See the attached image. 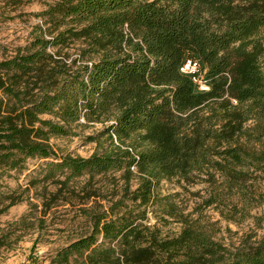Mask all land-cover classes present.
<instances>
[{
	"label": "trees",
	"instance_id": "trees-1",
	"mask_svg": "<svg viewBox=\"0 0 264 264\" xmlns=\"http://www.w3.org/2000/svg\"><path fill=\"white\" fill-rule=\"evenodd\" d=\"M38 15L32 41L0 61V178L39 158L61 186L53 197L73 199L87 176L123 181L50 264H264V234L226 243L203 214L240 224L264 207V0H59ZM188 62L196 72L182 71ZM82 120L102 124L92 141L109 145L60 155L51 140ZM200 176L197 217L158 192ZM4 200L0 215L15 205ZM155 206L178 234L145 223Z\"/></svg>",
	"mask_w": 264,
	"mask_h": 264
},
{
	"label": "rangeland",
	"instance_id": "rangeland-1",
	"mask_svg": "<svg viewBox=\"0 0 264 264\" xmlns=\"http://www.w3.org/2000/svg\"><path fill=\"white\" fill-rule=\"evenodd\" d=\"M57 1L0 0V61L32 41L36 27L42 24L38 14ZM103 129L102 124L82 120L74 126L73 134L55 137L51 143L60 155L88 158L102 153L104 146L109 145L106 138L92 141ZM48 162L28 159L22 170L10 171L0 178V195L5 197L1 207L15 202L0 215V264H50L58 251L89 233V210L107 209L118 198L116 193L123 184L121 173L100 175L90 182L89 176L81 178L73 199L66 189L53 197L61 186L44 179ZM204 178H194L191 183L179 179L163 181L158 192L161 197L171 196L185 215L194 218L198 216L195 209L208 197L209 184ZM152 211L145 221L147 225L161 229L163 235L181 231L182 224L162 221L158 206ZM203 214L219 221L217 239L226 243L237 242L247 233L254 232L258 237L264 234V222L262 228L256 224V218L264 219V207L252 211L254 218L240 224L225 220L213 207L204 209Z\"/></svg>",
	"mask_w": 264,
	"mask_h": 264
},
{
	"label": "built area",
	"instance_id": "built-area-1",
	"mask_svg": "<svg viewBox=\"0 0 264 264\" xmlns=\"http://www.w3.org/2000/svg\"><path fill=\"white\" fill-rule=\"evenodd\" d=\"M196 70H197L196 64L192 65L191 62H188L187 65H185L182 68V71L185 73H191V72L193 73L196 72ZM200 85H201L200 87L201 90H208V87L204 83L200 82Z\"/></svg>",
	"mask_w": 264,
	"mask_h": 264
}]
</instances>
